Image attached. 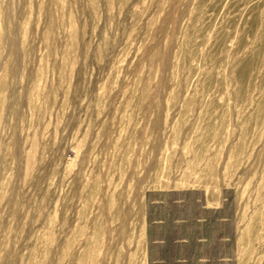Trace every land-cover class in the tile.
<instances>
[{
    "label": "rangeland",
    "instance_id": "1",
    "mask_svg": "<svg viewBox=\"0 0 264 264\" xmlns=\"http://www.w3.org/2000/svg\"><path fill=\"white\" fill-rule=\"evenodd\" d=\"M0 264H264V0H0Z\"/></svg>",
    "mask_w": 264,
    "mask_h": 264
}]
</instances>
